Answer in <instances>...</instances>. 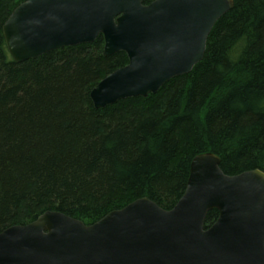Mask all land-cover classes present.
<instances>
[{"label":"trees","instance_id":"trees-1","mask_svg":"<svg viewBox=\"0 0 264 264\" xmlns=\"http://www.w3.org/2000/svg\"><path fill=\"white\" fill-rule=\"evenodd\" d=\"M23 1L0 0V232L47 210L92 224L144 196L171 209L201 153L264 171V0H234L191 72L101 109L90 93L126 52L105 56L100 35L18 63L3 25Z\"/></svg>","mask_w":264,"mask_h":264},{"label":"water","instance_id":"water-1","mask_svg":"<svg viewBox=\"0 0 264 264\" xmlns=\"http://www.w3.org/2000/svg\"><path fill=\"white\" fill-rule=\"evenodd\" d=\"M234 0H25L8 17L9 52L21 63L101 34L104 55L128 63L102 78L97 108L156 93L190 72ZM213 152L191 161L187 188L171 209L138 198L86 224L47 210L0 232V264H264V171L229 175ZM212 209L218 219L205 227Z\"/></svg>","mask_w":264,"mask_h":264},{"label":"bare ground","instance_id":"bare-ground-1","mask_svg":"<svg viewBox=\"0 0 264 264\" xmlns=\"http://www.w3.org/2000/svg\"><path fill=\"white\" fill-rule=\"evenodd\" d=\"M227 13V12H226ZM6 22V21H5ZM4 26H5V23H4V25H3V33H4ZM4 38H5V34H4ZM5 41H6V38H5ZM6 45H7V41H6ZM7 48H8V46H7ZM8 51H9V49H8ZM10 53V52H9ZM48 53V52H47ZM10 55H11V53H10ZM11 57L13 58V56L11 55ZM13 60L15 61V59L13 58ZM17 62V61H16ZM192 71V70H191ZM190 71V72H191ZM189 73V72H188ZM188 73H186V74H188ZM183 75V74H182ZM95 106V105H94ZM95 108H97V107H95ZM98 109H101V108H98Z\"/></svg>","mask_w":264,"mask_h":264}]
</instances>
